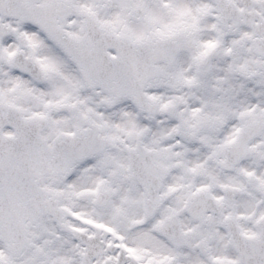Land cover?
Returning <instances> with one entry per match:
<instances>
[{"label": "snow or ice", "instance_id": "6c2138e0", "mask_svg": "<svg viewBox=\"0 0 264 264\" xmlns=\"http://www.w3.org/2000/svg\"><path fill=\"white\" fill-rule=\"evenodd\" d=\"M0 264H264V0H0Z\"/></svg>", "mask_w": 264, "mask_h": 264}]
</instances>
